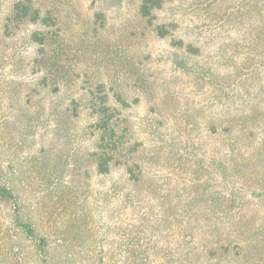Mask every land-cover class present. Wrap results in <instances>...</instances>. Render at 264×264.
Listing matches in <instances>:
<instances>
[{"label": "rangeland", "instance_id": "rangeland-1", "mask_svg": "<svg viewBox=\"0 0 264 264\" xmlns=\"http://www.w3.org/2000/svg\"><path fill=\"white\" fill-rule=\"evenodd\" d=\"M140 5L0 0V162L50 254L0 200V264H197L191 208L199 227L218 221L220 193L241 197L223 207L250 227L264 215V0H163L153 26ZM99 85L139 147L120 158L137 183L124 166L98 173ZM251 234L264 264V230Z\"/></svg>", "mask_w": 264, "mask_h": 264}, {"label": "trees", "instance_id": "trees-1", "mask_svg": "<svg viewBox=\"0 0 264 264\" xmlns=\"http://www.w3.org/2000/svg\"><path fill=\"white\" fill-rule=\"evenodd\" d=\"M163 0H141L140 15L143 19L153 26L155 24V12L162 8ZM16 8L23 19L32 18L31 8H21L19 3ZM39 15L32 19L37 22ZM155 32L160 38H165L168 29L165 26L157 25ZM41 44L45 46V40L42 38ZM180 44H183L182 42ZM192 49V45H189ZM197 52V51H194ZM104 85H99L98 92H91L89 100V109L95 117L93 128L98 133L97 143V170L100 175H109L113 167L124 166L128 181L137 183L140 176L136 174L133 165L122 161L120 158L126 155H134L139 152L137 144H131L128 139L127 130L121 128L120 110L112 103L110 96L105 94ZM116 104L127 108L128 103L123 100L121 95L116 97ZM221 165V164H220ZM224 172L227 168H223ZM236 171V170H235ZM141 173V172H140ZM241 198V197H240ZM236 195L226 197L220 193L217 197L218 203L213 209L214 218L218 217L216 223L212 225H204L199 227L195 215L192 213L194 208L186 213L187 220L182 224L181 232L183 235V249L187 252L188 257L193 253H198L197 264H262L261 258H256L253 254L252 259H248L251 248L255 249L253 243V235L251 230H264V215L256 217L254 228L248 223L235 216L231 208L224 206L225 201L235 203L240 199ZM0 200L9 204L13 210V223L35 246L38 254L44 263H49V243L48 239L38 232L34 223L23 215L22 207L15 189L11 185V181L0 162ZM197 197L192 198L191 205H197ZM222 201V202H221ZM229 204V203H228ZM196 221H195V220ZM260 223V224H259ZM254 253V252H253ZM255 256V257H254ZM192 264V263H190Z\"/></svg>", "mask_w": 264, "mask_h": 264}]
</instances>
